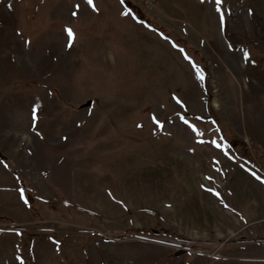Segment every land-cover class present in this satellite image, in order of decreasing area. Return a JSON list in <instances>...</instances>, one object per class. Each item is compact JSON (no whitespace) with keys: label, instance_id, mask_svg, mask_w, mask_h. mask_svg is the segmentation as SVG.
I'll return each instance as SVG.
<instances>
[{"label":"rangeland","instance_id":"1","mask_svg":"<svg viewBox=\"0 0 264 264\" xmlns=\"http://www.w3.org/2000/svg\"><path fill=\"white\" fill-rule=\"evenodd\" d=\"M129 1L0 0V264H264V0Z\"/></svg>","mask_w":264,"mask_h":264},{"label":"trees","instance_id":"2","mask_svg":"<svg viewBox=\"0 0 264 264\" xmlns=\"http://www.w3.org/2000/svg\"><path fill=\"white\" fill-rule=\"evenodd\" d=\"M122 2H123L124 6H125L127 9L133 11V13L135 14V11H134L133 9H137V8L135 7V5H134L131 1H129V0H122ZM136 14H137V12H136ZM136 14H135V15H136ZM143 16H144V15H143ZM143 16H142V14H141L140 16H139V15H138V16L136 15V17H137L140 21H144V22H146V24H148V26H150V27L153 28L154 30H157L158 32L164 34V33H163V30H162V28H161V26L153 25L147 16H145V17H143ZM172 39H173V38H172Z\"/></svg>","mask_w":264,"mask_h":264},{"label":"snow or ice","instance_id":"3","mask_svg":"<svg viewBox=\"0 0 264 264\" xmlns=\"http://www.w3.org/2000/svg\"><path fill=\"white\" fill-rule=\"evenodd\" d=\"M87 2L89 3V5H92L93 4V0H87ZM219 2H220V0H217V3H219ZM73 15H75V13H73ZM66 31H67V34H68L69 39L70 40H74L75 37H74V33L72 32V30L71 29H67ZM68 46L71 47V44H69ZM247 55L248 54L245 53V56H247ZM197 75H198V78L200 80H203L204 79L203 74H202V71L198 70L197 71ZM216 146L219 147L220 145L219 144H216Z\"/></svg>","mask_w":264,"mask_h":264},{"label":"water","instance_id":"4","mask_svg":"<svg viewBox=\"0 0 264 264\" xmlns=\"http://www.w3.org/2000/svg\"><path fill=\"white\" fill-rule=\"evenodd\" d=\"M185 251H186V250H184V249L178 250V251L176 252V255H181V254H183Z\"/></svg>","mask_w":264,"mask_h":264}]
</instances>
